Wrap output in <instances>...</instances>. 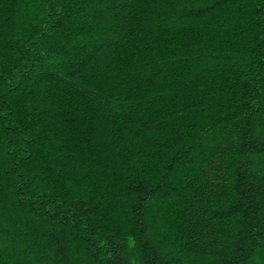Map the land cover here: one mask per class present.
I'll return each mask as SVG.
<instances>
[{
  "label": "trees",
  "instance_id": "1",
  "mask_svg": "<svg viewBox=\"0 0 264 264\" xmlns=\"http://www.w3.org/2000/svg\"><path fill=\"white\" fill-rule=\"evenodd\" d=\"M0 264H264V0H0Z\"/></svg>",
  "mask_w": 264,
  "mask_h": 264
}]
</instances>
